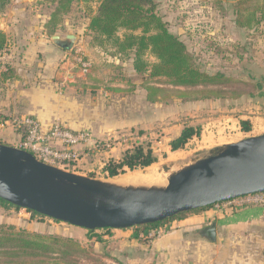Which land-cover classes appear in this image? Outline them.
<instances>
[{"label":"rangeland","instance_id":"374dc122","mask_svg":"<svg viewBox=\"0 0 264 264\" xmlns=\"http://www.w3.org/2000/svg\"><path fill=\"white\" fill-rule=\"evenodd\" d=\"M41 1L8 0L6 7L0 13V24L1 22L6 23L9 15L19 12L24 15L51 13L52 4L43 5ZM156 2L157 9L168 22L170 30L179 34L187 43L189 49L198 57L202 68L209 73L223 72L234 78L236 82L228 86L223 85L224 88L228 87V92L224 97L198 98L199 94L181 96L175 91H170L167 93L168 97L154 102L149 101L146 97L145 86L156 84L169 89H176V87L170 84L164 76L150 79L142 73L130 72L129 75L126 71L124 72L123 69L128 66L125 65L131 64L132 59L114 54L116 46L113 40L100 41L94 37V34L89 33L87 26L91 11L85 3L77 2L73 10L64 15L63 21L52 29L55 34H62L63 37L69 33H76L80 36L73 49L63 50L65 52L63 56L66 60H70V68L74 69L76 79L85 76L77 67V58L84 55L90 57L93 62L96 61L97 65L107 67L108 71L105 73L107 77L115 80H123V77L129 79L128 82L124 81L128 86L120 87V89L126 93H130L127 90L133 93H130L132 95L128 97V103L122 100L121 102L127 104L131 119L145 118L147 123L143 126L121 128L114 135L105 136L96 144L85 146L83 158L78 159L80 162L73 164L69 161V164L63 163L60 167L124 184H166L171 172L208 155L210 149L264 133V29H260L263 23L259 27L250 29L238 27L234 21L232 0H156ZM21 3L23 7H19ZM98 4V1L94 2L92 7L96 9ZM23 18L26 23L24 27L34 24L28 20L29 18ZM124 33L125 30H121L119 35L122 37ZM97 45L99 47H94ZM11 52L8 48L0 52V92L3 89L17 88V82L27 86L34 81V85H37L34 78L38 77L36 75L39 72L38 62L23 64L20 60L14 61L10 55ZM145 58L149 61H156L155 57L148 53ZM26 82L28 83L25 85ZM125 111L121 109L120 113ZM6 113L8 112H0V120L9 117L12 119L9 120V124L0 128V139L5 137L8 143H13L16 139L13 119L19 118L16 116H20L22 111L15 115L11 112ZM242 119L251 121L250 131L243 130ZM186 125L200 126L201 135L192 138L184 149L171 151L170 141ZM139 143L151 144L159 155V161L148 168L127 170L124 174L115 177H109L103 172L107 161L122 157L126 150L134 148ZM252 201L255 203L253 205L264 206V203L260 202L264 201L262 195L253 198H239L235 200V203L244 204ZM31 215L27 209L15 210L12 218H9L6 223L38 233L70 236L84 249L68 258L69 263L65 260L61 263H56L54 260L51 263L117 264L112 256V254L118 255L112 245L116 243L114 242L116 235L112 238H105L102 235L100 238L97 236V238H91V234L85 228L42 217L39 214ZM210 247H200L201 262L194 260L182 264H209L213 259L212 255L221 256L220 245ZM189 253L194 254L195 250L190 249ZM259 254L261 253H257Z\"/></svg>","mask_w":264,"mask_h":264},{"label":"crops","instance_id":"0c3cea01","mask_svg":"<svg viewBox=\"0 0 264 264\" xmlns=\"http://www.w3.org/2000/svg\"><path fill=\"white\" fill-rule=\"evenodd\" d=\"M41 2L43 5L49 4L44 0ZM19 7H23V3ZM23 17L29 18L34 24L25 28ZM50 18V12H42L41 15H24L19 12L9 15L6 23L1 22L0 28L7 35L8 49L12 51L10 55L13 60H20L23 64H36L37 61L39 72L36 74L38 77L34 78L37 85H34V81L27 86L17 82V88L3 89L0 92V112L6 111L15 115L22 111L16 117H31L44 128L62 123L72 131H87L92 137L89 144L114 135L121 128L146 124L145 118L131 119L127 104H122L128 103V97L133 93L120 89L128 86L124 81L128 82L129 79L123 77V80H115L107 77V67L97 65L90 57L92 66L89 73L82 72L85 76L76 79L74 69L70 68V60L63 56L65 49L55 44L53 35L48 33L47 24ZM260 29H264V22ZM125 66L127 67L123 70L129 75L130 72L137 73L132 63ZM121 109L126 111L121 114ZM10 119L12 118L1 119L0 128L9 124ZM13 127L16 135L14 142L8 143L5 137L0 142L20 146L25 139L26 129L15 125ZM19 129L25 130V133ZM236 199L189 211L180 218L171 219L166 224L168 232L161 238L148 241L143 236L145 230L135 227L113 229L110 235L104 237L112 238L116 235V243L112 245L118 255L112 256L117 264H182L194 260L201 262L200 247L211 248L210 246L214 247L216 244L222 248L219 250L222 260L219 255H212L213 259L209 264H264V206L253 205L254 201L239 204L235 203ZM19 209L0 204V223L8 222L15 210ZM211 225L216 227L214 240L207 238L202 232ZM190 249L195 250V253H189Z\"/></svg>","mask_w":264,"mask_h":264},{"label":"water","instance_id":"95a60500","mask_svg":"<svg viewBox=\"0 0 264 264\" xmlns=\"http://www.w3.org/2000/svg\"><path fill=\"white\" fill-rule=\"evenodd\" d=\"M79 35L52 40L73 49ZM264 193V133L209 150L171 172L166 184L104 180L40 160L0 142V198L51 219L85 229H125L159 223L199 208ZM203 233L211 240L216 227Z\"/></svg>","mask_w":264,"mask_h":264},{"label":"trees","instance_id":"16d2710c","mask_svg":"<svg viewBox=\"0 0 264 264\" xmlns=\"http://www.w3.org/2000/svg\"><path fill=\"white\" fill-rule=\"evenodd\" d=\"M44 1L53 5L51 18L47 24L50 36L55 34L52 29L63 21L64 15L73 10L74 4L85 3L91 11L87 26L89 33L94 34V37L100 41L113 40L116 46L114 54L131 58L133 68L137 73H142L150 79L164 76L170 84L176 87V89H169L156 84L145 86L146 97L151 102L168 97L167 93L170 91H175L181 96L199 94L198 98L224 97L228 92V87L224 88L223 85L228 86L236 82L234 78L223 72L209 73L202 68L198 57L189 49L187 43L179 34L170 30L168 22L157 9L156 0ZM97 1L99 4L94 9L92 4ZM7 3L8 0H0V13ZM232 6L234 21L238 27L256 28L264 22V0H232ZM121 30H125L122 37L119 35ZM8 45L7 35L0 28V52L7 49ZM147 53L154 56L156 61L147 60L145 58ZM241 125L244 131L251 130L250 120L242 119ZM19 131L25 133V130L19 129ZM200 135V126L186 125L180 134L170 141L171 151L184 149L192 138ZM158 161L159 155L151 144L139 143L134 148L126 150L120 159L112 158L107 161L103 172L109 177H115L124 174L127 170L148 168ZM71 163L77 162L71 161ZM0 204L7 208L19 209L1 198ZM212 206L214 205L208 207ZM31 214L34 216L37 213L31 211ZM184 214L181 213L159 223L135 226V228L143 231L166 227L171 219L180 218ZM86 230L91 234V238H100L101 235L103 237L110 235L113 229ZM144 239L150 241L153 238L144 237ZM82 251L84 249L76 243L73 237L38 233L30 229L18 228L11 223H0V264H53L51 262L54 260L56 263H61L63 260L69 263L68 258Z\"/></svg>","mask_w":264,"mask_h":264},{"label":"built area","instance_id":"2783aa9c","mask_svg":"<svg viewBox=\"0 0 264 264\" xmlns=\"http://www.w3.org/2000/svg\"><path fill=\"white\" fill-rule=\"evenodd\" d=\"M77 59V67L81 69L82 72L87 73L92 66L91 60L85 57V55ZM13 123L17 127L26 129L25 139L20 144V147L31 151L40 160L57 166L80 159L84 154V147L82 146L88 145L92 140L89 132L72 131L62 123H56L50 128H44L39 122L28 116L13 119ZM96 143L97 141L93 142V144ZM260 195L264 196V193L243 197L253 198ZM167 232L168 229L166 227H157L145 230L143 236L156 239L161 238Z\"/></svg>","mask_w":264,"mask_h":264},{"label":"bare ground","instance_id":"6f19581e","mask_svg":"<svg viewBox=\"0 0 264 264\" xmlns=\"http://www.w3.org/2000/svg\"><path fill=\"white\" fill-rule=\"evenodd\" d=\"M136 176V175H135ZM140 176H142V174L140 175ZM140 178V177H139Z\"/></svg>","mask_w":264,"mask_h":264}]
</instances>
